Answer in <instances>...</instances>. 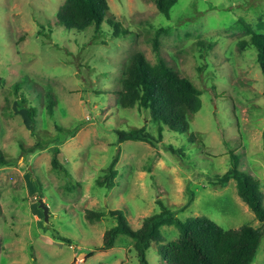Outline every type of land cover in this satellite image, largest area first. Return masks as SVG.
<instances>
[{
  "label": "rangeland",
  "instance_id": "374dc122",
  "mask_svg": "<svg viewBox=\"0 0 264 264\" xmlns=\"http://www.w3.org/2000/svg\"><path fill=\"white\" fill-rule=\"evenodd\" d=\"M65 1L0 0V149L16 158L0 166V264H141L135 240L126 234L114 248L100 249L117 219L108 215L93 223L86 210L121 209L139 228L160 210L159 198L182 219L207 215L227 229L264 228L235 178L214 182L215 174L230 168L235 150L240 167L259 178L264 191V74L256 49L240 46L251 37L241 21L264 31V0H179L170 18L156 0H108L111 22L83 33L59 25ZM136 52L152 64L165 59L201 89L203 105L190 123L206 147L169 130L158 147L142 140L119 144L118 129L147 125L158 133L147 109L122 107L114 94ZM25 78L33 97L53 92L55 116L39 105L32 121L16 91ZM80 122L76 133L68 131ZM186 143L189 158L170 149ZM57 146L68 173L52 166ZM119 146L118 184L109 190L97 179ZM40 198L50 206L48 220ZM55 231L71 242L55 238ZM162 231L164 243L180 235L175 225ZM147 258L167 264L157 243ZM252 264H264V232Z\"/></svg>",
  "mask_w": 264,
  "mask_h": 264
},
{
  "label": "trees",
  "instance_id": "16d2710c",
  "mask_svg": "<svg viewBox=\"0 0 264 264\" xmlns=\"http://www.w3.org/2000/svg\"><path fill=\"white\" fill-rule=\"evenodd\" d=\"M179 0H156L158 9L166 17H171L172 8ZM110 4L108 0H66L58 11L59 25L66 30L84 32L96 26L102 28L108 17ZM121 23H116V27ZM241 25L250 33V39L240 41L242 48L253 47L257 51V60L264 74V31L258 32L252 24L241 21ZM203 46L210 47L213 43L201 41ZM157 46V45H156ZM26 79V78H25ZM18 81L16 91L20 92L19 99L29 109V116L35 123L40 109L39 105L46 107L52 116L56 115V96L52 91L38 92L36 97L31 95L27 79ZM117 103L122 107L139 106L147 109L157 122L158 133L148 129L147 125L132 126L129 129H118V142L122 144L128 140L145 141L158 147L165 142V131L169 130L185 136L188 143L199 142L197 147L204 148L206 144L191 130V115L197 113L203 105L202 91L188 77L183 76L177 69L160 58L152 64L141 52H136L126 63L122 87L114 92ZM80 122L75 128L68 130L76 133L82 126ZM188 144L170 149L181 157L190 156L186 153ZM28 151V149H26ZM31 150H33L31 148ZM22 151H25L22 147ZM122 149L115 155L114 160L107 168V173L97 179V183L111 190L118 184L119 168L116 167ZM62 149L57 146L53 151L52 166L55 169L69 172L63 164ZM16 158L7 157L0 149V166L15 163ZM230 168L223 174H215L214 182L225 185L232 178L237 181L238 193L242 199L255 212L256 217L264 223V191L261 180L240 167V155L231 151ZM38 192L41 194L42 183L37 179ZM194 191L186 203V207L194 200ZM42 196V195H41ZM157 203L160 210L144 218L143 224L135 228L127 219L121 209L96 210L87 208L86 217L90 222L102 220L105 216L117 219L116 225L104 233L102 250L115 247L117 238L126 234L135 240L134 246L138 252L141 264H149L147 252L157 243L159 251L163 254L167 264H252L256 259L262 243L264 228L244 224L238 228H224L207 215L191 216L182 219L164 201L159 198ZM184 208V207H183ZM175 225L180 235L168 243L162 231L164 225ZM55 238L64 242L71 239L55 231Z\"/></svg>",
  "mask_w": 264,
  "mask_h": 264
},
{
  "label": "water",
  "instance_id": "95a60500",
  "mask_svg": "<svg viewBox=\"0 0 264 264\" xmlns=\"http://www.w3.org/2000/svg\"><path fill=\"white\" fill-rule=\"evenodd\" d=\"M40 204L44 208L46 220H48L49 219L50 206L48 204H46V202L44 201V198H40Z\"/></svg>",
  "mask_w": 264,
  "mask_h": 264
}]
</instances>
